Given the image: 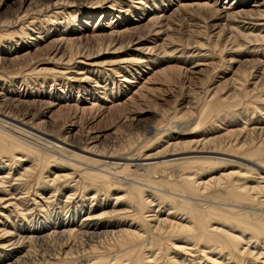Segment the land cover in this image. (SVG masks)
Listing matches in <instances>:
<instances>
[{"label": "bare ground", "instance_id": "bare-ground-1", "mask_svg": "<svg viewBox=\"0 0 264 264\" xmlns=\"http://www.w3.org/2000/svg\"><path fill=\"white\" fill-rule=\"evenodd\" d=\"M4 1L24 53L0 55V84L18 80L0 87V264H264V0ZM187 12L211 21L184 19L185 41ZM210 69L230 78L211 88ZM144 70L188 93L123 140L39 121L138 125Z\"/></svg>", "mask_w": 264, "mask_h": 264}, {"label": "rangeland", "instance_id": "rangeland-1", "mask_svg": "<svg viewBox=\"0 0 264 264\" xmlns=\"http://www.w3.org/2000/svg\"><path fill=\"white\" fill-rule=\"evenodd\" d=\"M90 1L91 0H83L82 2L85 4H88ZM189 1H193V0H189ZM216 1H218V0H216ZM231 1L232 0L228 1V3L230 2L229 6L233 5L234 2L236 3L237 1L238 2H242V1L243 2H246V1L251 2V0H246V1L245 0H236L233 2H231ZM23 2H24V5H28L31 3L30 0H24ZM204 2H206V0H204L203 3ZM226 2H227V0H221L220 4L224 5ZM14 8H15V6H12V4H9V1H6V2L4 0L0 1V25L2 23H5V24L1 25V27L6 25V22H8L7 19L8 20L11 19L10 17L13 16V14H14ZM186 14H188V12ZM186 14L184 15V18L183 17L178 18V19H180V21L179 20L177 21L178 26H180L181 28L175 26V28L177 27L176 29H178V31L180 32V35L182 34L181 36L184 37L183 39L185 41L187 40V35H186L185 30L183 28L185 27L184 25H186L185 23L187 21L190 20V22H187V24L197 23V24H195L196 25L195 28H197V31H198V29L204 27L207 22L211 21L210 15H207V14L206 15L201 14L199 16H197L198 13L197 14L195 13V15L193 13V16H192V13H190V12L188 15H186ZM193 17L195 18V20ZM197 17H199V18H197ZM99 18H100V16H99ZM186 18H189V19H186ZM184 19L187 21H185ZM203 19H204V21H203ZM99 20H101V18ZM182 21L185 23H183ZM200 21H201V23H200ZM143 23H146V21ZM198 24H199V26H198ZM19 27H21V26H19ZM69 28H71V27H69ZM18 29H20V28H18ZM181 29H183V30H181ZM7 31H11V30H7V29H5V27L0 28V55H4V53H7V50H8L7 45H12V49H11L12 56L20 55V53L23 54L24 51L22 50V48H20V43L17 41H14L18 38L13 39L12 37H9V33H11V32L6 33ZM184 33H185L186 37H185ZM23 38H25V37H23ZM35 50L36 49H33V53ZM110 53L111 52H108V54L105 56H108ZM40 56H39L40 59H46V57H44L43 55H40ZM192 57L195 58V55ZM227 61H228V58L226 59V62ZM217 62H218V58H215L214 56H211L208 59L200 58L197 62H195L196 64L194 63L189 68L190 69L192 67L194 68L197 65H200V67H203L202 65H210L211 63L216 64ZM22 64L20 66H14V67L12 65H9V66L5 67V70L10 71V70H13V68L15 69L16 67H18V68L23 67L24 68V66L28 65L27 63H25L23 65ZM235 68H236V66H235ZM235 68L233 69V71L235 70ZM210 70H212V71H210V73L208 75L214 74V76H215V77L213 76V80L211 82V88H215V86L218 85L216 83L218 78H219V80L222 79V83L225 80H227L228 78H230L229 74H227V76L224 78V75H221V74L218 75V72H215L214 69H210ZM64 71L70 72L71 70H64ZM144 71L147 74H145L142 77V80H140L136 84H134L133 88L130 89V92L127 93L128 96L125 98V100H126V99L130 98L131 96H133L134 93L139 91L142 86H144L145 88L147 87L146 89L144 88V92L142 91L143 96L140 95V96H142L141 100L138 98L136 100L135 105L131 104V107L129 109L130 111L133 110L131 112L137 111V112L145 113V115H144L145 117L139 122L138 125L135 123L133 125L126 123V124L121 126V124L123 123V122H121L122 121L121 119H123L124 117L123 116L120 117V115H119L120 112H118V111L108 113L107 115L106 114L105 115H102V114L96 115L97 111H93L90 109V111H86V113L84 114V117H83V114H81L80 111H78L77 113L74 110H72V111L66 110L64 112H61L62 110L60 111V106H55L54 108H51L49 111H47L45 113V115L40 116L41 120H39V121H42V119H43L45 121L50 122L51 125L53 122L55 127H56V125L58 126L57 129L61 128L62 126L72 127V125L76 124V122H77L81 125H84L85 127H87V126L92 127L96 131V133L108 134V135L116 133L118 140L120 138L123 140L125 136L127 137L128 135L135 133V131H139L140 128L143 127L144 125H146L147 123L148 124L149 123H152V124L157 123L161 119V117H160L161 114L159 116H158V114L161 113L162 110L165 111L167 109H171L174 106V102H176L178 100L182 101V97H183L182 92L188 93L187 89H185L183 91L180 86H177L174 84H169V83L165 82L164 79L159 78V76H156V77L153 76V74H155L156 70L153 72L150 70L149 71L144 70ZM196 71L198 72L199 70L197 69ZM193 76L191 77V79H193V80H191L190 82H187L188 79L184 80V82H183L185 84L184 88H187L189 86H192V88L194 87V89H198V88L203 87L199 83H202L204 81V76L198 75V74L193 75ZM59 77H61L62 80H64V79L68 80V82L70 80V77H68V76L63 75V76H59ZM198 77H199V79H198ZM17 81L18 80L15 81L13 79H10V80H8V82H6V85H4V83L0 84V87L2 90H9V89H11L9 87V84H11L13 82H17ZM148 82H150V83H148ZM179 82L181 83V81H179ZM198 86H200V87H198ZM42 87H44V86L42 85ZM24 91L25 92H23V93L29 92V90L27 88ZM88 108H90V106ZM87 110H89V109H87ZM157 119H159V120H157ZM113 141L114 140L109 141L108 145L111 144V142H113Z\"/></svg>", "mask_w": 264, "mask_h": 264}]
</instances>
